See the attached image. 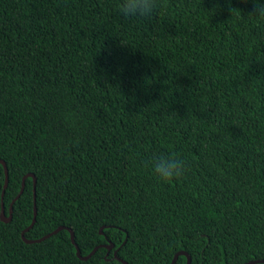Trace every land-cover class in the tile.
<instances>
[{
  "label": "trees",
  "instance_id": "16d2710c",
  "mask_svg": "<svg viewBox=\"0 0 264 264\" xmlns=\"http://www.w3.org/2000/svg\"><path fill=\"white\" fill-rule=\"evenodd\" d=\"M156 3L137 28L121 0H0V214L32 172L25 235L53 233L23 239L28 176L0 264L264 260V20L253 0ZM159 155L181 175L158 180Z\"/></svg>",
  "mask_w": 264,
  "mask_h": 264
},
{
  "label": "clouds",
  "instance_id": "9594fccd",
  "mask_svg": "<svg viewBox=\"0 0 264 264\" xmlns=\"http://www.w3.org/2000/svg\"><path fill=\"white\" fill-rule=\"evenodd\" d=\"M254 11L249 13L257 20H264V0H253ZM120 11L128 25L141 28L150 25L158 14L156 0H121ZM152 170L158 180L171 181L183 171V161L175 157L154 156Z\"/></svg>",
  "mask_w": 264,
  "mask_h": 264
},
{
  "label": "water",
  "instance_id": "95a60500",
  "mask_svg": "<svg viewBox=\"0 0 264 264\" xmlns=\"http://www.w3.org/2000/svg\"><path fill=\"white\" fill-rule=\"evenodd\" d=\"M0 163L3 164V165H4V168H5V183H4L3 192H2V197L4 198V195H5V192H6V188H7L8 183H9V168H8V165H7L6 160H4V159H0ZM28 176H32L33 179H34V216H33L32 223H31V224H30V225H29V226L23 231L22 236H23V239H24L26 242H29V243H30V242H35V241H41V240L47 238L48 236H50L51 234H53V233H49V234H47V235H45V236H43V237H41V238H38V239H29V238H27L26 235H25V233H26L31 227L34 226V224H35V222H36V219H37V214H38L37 201H36V200H37V197H36V196H37V195H36L37 178H36V176H35L34 173H32V172H28V173L23 177L21 190H20L19 194L17 195V197H15V199H13V201H12L11 204H10V214H9V215L6 214V212H5V206H4V201H2V210H1V214H0V216H1V219L4 220V221H6V222L11 221L12 216H13L14 203H15V201L21 196V194L23 193V191H24V189H25L26 178H27ZM61 228H63V227H58V228H57L56 230H54L53 232L56 233V232L59 231ZM103 228H104V226L101 227V232H103ZM69 229H70V231H71V237H72V240H73V242L75 243V245H76V247H77V254H78L80 257H82V258H88V257H90V256H91V255L97 250L98 246L95 247V248L92 250L91 253H89L88 255L83 256V255L81 254V249L79 248V246H78L77 243H76V240H75V233H74V231H73L71 228H69ZM106 246H108V247L111 249V248L114 246V243H109V244L106 245ZM180 254H185V255H187V257H188V264H191V260H192L191 255L189 254V252H187V251H185V250H180L179 252H177V253L175 254V257H174V259H173V261H172L171 264H174V263L176 262V260L178 259V257H179ZM115 256L118 257V256H117V251L115 252ZM119 259H121V258H119ZM122 261L125 262V263H127V264H129L126 260H122ZM260 261H264V260H260V259H259V260H258V259H256V260H250V261L247 262L246 264H254V263H257V262H260Z\"/></svg>",
  "mask_w": 264,
  "mask_h": 264
}]
</instances>
